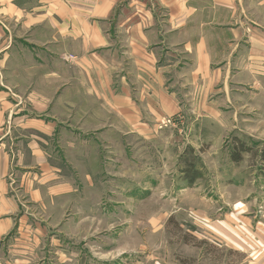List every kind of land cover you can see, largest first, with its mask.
<instances>
[{
  "label": "crops",
  "instance_id": "1",
  "mask_svg": "<svg viewBox=\"0 0 264 264\" xmlns=\"http://www.w3.org/2000/svg\"><path fill=\"white\" fill-rule=\"evenodd\" d=\"M244 117L264 136V0H0V264H68L58 236L98 219L104 163L155 143L148 124ZM224 135L210 140L227 150ZM255 200L198 215L264 264Z\"/></svg>",
  "mask_w": 264,
  "mask_h": 264
},
{
  "label": "rangeland",
  "instance_id": "2",
  "mask_svg": "<svg viewBox=\"0 0 264 264\" xmlns=\"http://www.w3.org/2000/svg\"><path fill=\"white\" fill-rule=\"evenodd\" d=\"M241 109L238 114L252 113L248 108ZM243 119L235 125L188 127L166 120L148 124L147 131L160 135L148 148L140 146V140H133L131 152L117 145L113 166L109 169L104 163L99 174L102 188L98 219L94 218L93 224L85 220L82 235L62 234L57 238L68 264H251L243 252L229 248L205 228L200 220L204 217L198 215L205 209L209 215L214 213L220 199L264 201V166L258 154L264 147V136L257 138V125ZM217 131L225 133L227 150L220 149L221 141L210 140ZM260 132L264 135V124H260ZM235 140L251 146L239 163L230 160ZM211 143L217 148H210ZM157 144H163L160 166L158 160L147 163L155 159L158 150L153 145ZM184 151L187 157H195L200 171L191 185L181 172ZM107 159L108 153L103 154L101 160ZM128 164L132 169L129 173ZM112 193L114 198H108ZM84 208L88 209L86 204ZM86 209L84 214L91 212Z\"/></svg>",
  "mask_w": 264,
  "mask_h": 264
},
{
  "label": "trees",
  "instance_id": "3",
  "mask_svg": "<svg viewBox=\"0 0 264 264\" xmlns=\"http://www.w3.org/2000/svg\"><path fill=\"white\" fill-rule=\"evenodd\" d=\"M192 150V149H191ZM251 151V146L243 141L235 140L230 152V160L239 163L243 159V153ZM187 151L181 155V161H184V167L181 169L183 179L186 180L188 185H191L200 176V171L196 166L195 157H187ZM184 156V157H183ZM261 164L264 166V147L260 153Z\"/></svg>",
  "mask_w": 264,
  "mask_h": 264
},
{
  "label": "built area",
  "instance_id": "4",
  "mask_svg": "<svg viewBox=\"0 0 264 264\" xmlns=\"http://www.w3.org/2000/svg\"><path fill=\"white\" fill-rule=\"evenodd\" d=\"M69 58H71V56H67V57H65V59H69Z\"/></svg>",
  "mask_w": 264,
  "mask_h": 264
}]
</instances>
